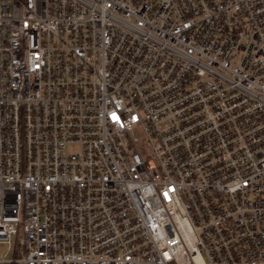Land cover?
<instances>
[{"label":"built area","instance_id":"1","mask_svg":"<svg viewBox=\"0 0 264 264\" xmlns=\"http://www.w3.org/2000/svg\"><path fill=\"white\" fill-rule=\"evenodd\" d=\"M0 264H264V0H0Z\"/></svg>","mask_w":264,"mask_h":264},{"label":"rangeland","instance_id":"2","mask_svg":"<svg viewBox=\"0 0 264 264\" xmlns=\"http://www.w3.org/2000/svg\"><path fill=\"white\" fill-rule=\"evenodd\" d=\"M11 248L8 249V242L0 240V258L5 254L7 258H11L14 252V241H11Z\"/></svg>","mask_w":264,"mask_h":264}]
</instances>
